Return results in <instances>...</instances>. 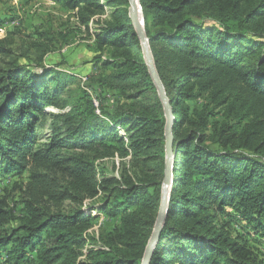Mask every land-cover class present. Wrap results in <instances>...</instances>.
Instances as JSON below:
<instances>
[{
	"label": "trees",
	"instance_id": "obj_1",
	"mask_svg": "<svg viewBox=\"0 0 264 264\" xmlns=\"http://www.w3.org/2000/svg\"><path fill=\"white\" fill-rule=\"evenodd\" d=\"M54 1L75 10L86 28L109 9L108 26L98 35L99 47L116 52L108 66L127 86L156 92L128 0ZM140 4L176 119L169 213L150 264H264L230 231L236 214L264 235V0ZM13 40L0 38V176L27 174L28 181L13 186L23 197L20 216L0 194V264H141L161 203L163 103L156 96L113 125L79 100L52 118V135L43 143L37 127L50 116L46 109L67 105L51 89L50 71L38 74L23 64ZM201 99L203 109H192ZM118 125L126 126L125 137ZM115 156H132L133 171L99 181L97 161ZM102 196L99 205L84 208ZM101 213L120 225L101 234L102 247L81 261L85 235Z\"/></svg>",
	"mask_w": 264,
	"mask_h": 264
},
{
	"label": "rangeland",
	"instance_id": "obj_2",
	"mask_svg": "<svg viewBox=\"0 0 264 264\" xmlns=\"http://www.w3.org/2000/svg\"><path fill=\"white\" fill-rule=\"evenodd\" d=\"M110 18V10L106 9L104 15L94 17L90 21L89 27L86 28L78 21L75 10H70L54 0H0V38L13 35V49L16 54L21 55L23 64L28 65L38 74L46 70L50 71L48 77H51L53 81L51 89H59L60 103L67 105L65 110L46 109L50 116H47V119L37 127L38 133L44 136L43 143L47 142L46 138L52 135L50 129L52 118L68 112L79 100H82L87 106H89V102L92 103L96 115L113 125L117 124L118 118L136 112L138 107H142L143 104L156 96L160 98L163 105L165 101L172 102L164 84L165 100L157 86L156 92H144L142 90L145 89L144 85L127 86L130 83L116 78V69L113 66H108L116 60L115 49L98 45V35L108 26ZM31 43H35L34 47H31ZM46 51L44 58L40 60ZM27 52L30 59L23 56ZM54 80L64 81L63 86H57L54 84ZM205 103V100L201 99L191 102L190 105L192 109L201 111ZM209 108L211 109L212 106ZM216 113H218L216 119L223 120V110L217 109ZM164 117L166 119V114ZM125 128V125H118V135L125 137ZM132 161V156L126 159L115 156L97 161L99 181L103 177L120 178L123 171L126 170L130 174L133 171ZM22 181L27 183V174L22 178L14 175L0 176V194L8 196L9 204L12 208L17 209L18 216L23 211V197L20 191L13 190V186ZM103 200H105V196L96 201H87L84 208L97 206ZM71 207L72 205L66 202L64 210L69 211ZM230 211L233 213V210ZM93 215L97 216V212L93 211ZM230 223L232 235L243 237L259 252L261 258H264V235L262 232L253 230L252 223L242 221L241 217L236 214L233 215ZM18 225L19 222H15L10 227ZM119 225V219H110L107 214L101 213L98 222L85 235L86 243L80 260L85 261L90 250L102 247L101 234L112 231Z\"/></svg>",
	"mask_w": 264,
	"mask_h": 264
},
{
	"label": "water",
	"instance_id": "obj_3",
	"mask_svg": "<svg viewBox=\"0 0 264 264\" xmlns=\"http://www.w3.org/2000/svg\"><path fill=\"white\" fill-rule=\"evenodd\" d=\"M129 3V17L132 20V23L136 29V33L141 41V46L143 48V53L145 56L146 64L149 68V73L155 83L159 88L162 98L165 100L163 83L157 71L154 56L151 50L149 38L145 31L144 17L142 14V7L140 0H128ZM171 101H165L164 110L166 114V126H165V169L164 177L162 181L161 189V203L155 223L154 231L151 236V239L146 248V252L142 261V264H150L153 258L155 249L160 241L161 233L165 227L166 219L169 213V204L171 199V191L174 182V166L175 160L177 158V151L175 148V137H174V126L176 119L173 114V108L170 106Z\"/></svg>",
	"mask_w": 264,
	"mask_h": 264
},
{
	"label": "built area",
	"instance_id": "obj_4",
	"mask_svg": "<svg viewBox=\"0 0 264 264\" xmlns=\"http://www.w3.org/2000/svg\"><path fill=\"white\" fill-rule=\"evenodd\" d=\"M95 249H98V248H95Z\"/></svg>",
	"mask_w": 264,
	"mask_h": 264
}]
</instances>
